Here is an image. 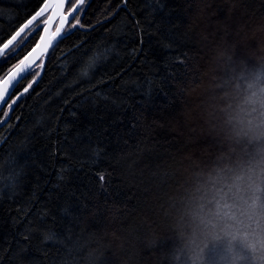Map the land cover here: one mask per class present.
Here are the masks:
<instances>
[{"label": "trees", "instance_id": "16d2710c", "mask_svg": "<svg viewBox=\"0 0 264 264\" xmlns=\"http://www.w3.org/2000/svg\"><path fill=\"white\" fill-rule=\"evenodd\" d=\"M43 2L0 0V40ZM77 16L0 126V264H264V55L237 34L264 27V0H86Z\"/></svg>", "mask_w": 264, "mask_h": 264}, {"label": "snow or ice", "instance_id": "6c2138e0", "mask_svg": "<svg viewBox=\"0 0 264 264\" xmlns=\"http://www.w3.org/2000/svg\"><path fill=\"white\" fill-rule=\"evenodd\" d=\"M68 2L69 0H56V2L53 4L51 0H44L42 6L35 13V15L31 17V19L20 25L7 38L0 40V62L6 63L7 58L10 55H14L16 53V49L20 44L23 43V38L27 31L30 30L34 22L43 16L49 9H54L58 14H60L61 27H57L54 33H48L47 35L41 37L42 47L41 45L37 46L40 49V53L46 51L47 48L51 46L53 40L60 35L63 24L67 21L69 16H71L75 21V23L72 24V27H76V25L79 24V19L77 15H74V13H77L78 8L83 4L84 0H74L65 14L63 13V9ZM45 23H47V21ZM45 31L47 32V29H45ZM38 55L37 49H33L31 53L26 55L23 59L19 60L16 64L9 68L5 73L0 75V103L5 102L6 97L9 99L11 98V95L13 94L11 90L14 89L15 84L20 79L26 78L23 74L28 73L33 67ZM37 67H39V65H37ZM28 87H31V85L29 84ZM28 87L24 89L25 92H27ZM13 103H15V100H12L11 103H8L7 107L11 109ZM7 115L8 113L5 112L4 116L6 117ZM100 179L103 180V176H100ZM48 238L51 239V237Z\"/></svg>", "mask_w": 264, "mask_h": 264}, {"label": "bare ground", "instance_id": "6f19581e", "mask_svg": "<svg viewBox=\"0 0 264 264\" xmlns=\"http://www.w3.org/2000/svg\"><path fill=\"white\" fill-rule=\"evenodd\" d=\"M85 3V2H84ZM83 6V5H82ZM39 10V9H38ZM37 10V11H38ZM36 11V12H37ZM35 12V13H36ZM51 12L52 11H50L49 13H47V14H45L44 16H42L36 23H38L39 21H43V23H44V28H45V25H46V21H47V18L50 16V14H51ZM35 13L33 14V15H35ZM79 13V12H78ZM77 13V14H78ZM76 14V15H77ZM32 15V16H33ZM31 16V17H32ZM30 17V18H31ZM30 18H28L27 20H29ZM26 20V21H27ZM71 20H72V18L68 21V23L66 24V26H65V28L63 29V32H64V35H66L67 33H68V31H70V27H71ZM25 21V22H26ZM24 22V23H25ZM23 23V24H24ZM35 23V24H36ZM34 24V25H35ZM33 25V26H34ZM32 26V27H33ZM44 28H43V31H44ZM57 28V24L54 26V28H53V32H54V30ZM29 31V30H28ZM27 31V32H28ZM43 31H42V33H43ZM41 37H42V34H41V36H40V39H41ZM63 37V36H62ZM61 38V37H60ZM59 38V39H60ZM40 39H39V41H40ZM58 39V40H59ZM57 40V41H58ZM39 41L27 52V54L26 55H28L29 53H31L32 52V50L33 49H35L38 45H39ZM56 41V42H57ZM56 42H55V44H56ZM54 44V45H55ZM53 45V46H54ZM52 46V47H53ZM51 47V48H52ZM51 48H49V50L47 51V53L45 52V54H43V56H41L38 60H37V62L33 65V67L29 70V72L28 73H30V72H32V71H34V70H37V72L35 73V75L31 78V80H30V82H29V84L31 85V87H28V85L26 86V87H28V90H27V92L32 88V86L35 84V83H37V82H39V80L41 79V77L43 76V74H44V71H45V67H46V63H45V66H44V70H43V73H42V76H41V70H42V61H43V57L44 56H46L47 57V59H48V54H49V51L51 50ZM253 50L252 51H250V52H247L246 51V49L247 48H242L241 49V51H240V54L241 55H246L247 53H249L248 55H251L252 54V59H255V58H260L262 55H264V43H262V44H258V45H254L253 46ZM230 53H233L232 51H230ZM235 54H237V52H235ZM25 55V56H26ZM24 56V57H25ZM23 57V58H24ZM22 58V59H23ZM47 59H46V62H47ZM1 64V63H0ZM37 65H39V67H37ZM6 72V70H4V71H1L0 70V75H2L3 73H5ZM27 73V74H28ZM37 73H38V75H37ZM26 74V75H27ZM41 76V77H40ZM21 80H23V79H20L16 84H15V87H14V89H12L11 90V92L13 93L12 95H11V98L10 99H8V101L6 102V104H5V106L0 110V113H1V111L3 110V109H5L6 111L5 112H7L8 113V115L5 117H3L1 120H0V126H3V125H5L8 121H9V119H10V116H11V114L13 113V111H14V108H15V106H16V104H17V101L25 94V93H27V92H25L24 91V89L26 88H24L23 90H21V91H19L18 93H15L16 92V87H17V85L21 82ZM15 99H17L16 100V102L15 103H13L12 104V107H11V109H9L8 107H7V104L8 103H11L12 102V100H15ZM214 115V114H213ZM8 118V119H7ZM7 119V120H6ZM209 121H210V119L209 120H207V124L209 125L208 126V129H209V131L212 133L213 131L211 130L212 129V127H210V123H211V126H214V121L213 120H211L210 121V123H209ZM0 145H1V143H0ZM207 165H208V162H206V163H201V171H199L198 173H199V175H201L202 173H203V170L204 169H206V167H207ZM210 167V166H209ZM204 168V169H203ZM202 176V175H201ZM202 178V177H201ZM188 243H185L184 245L186 246ZM198 247V246H197ZM182 250H184V249H181V251Z\"/></svg>", "mask_w": 264, "mask_h": 264}, {"label": "water", "instance_id": "95a60500", "mask_svg": "<svg viewBox=\"0 0 264 264\" xmlns=\"http://www.w3.org/2000/svg\"><path fill=\"white\" fill-rule=\"evenodd\" d=\"M69 1H70V0H69ZM85 1H86V0H84V2H85ZM51 2L54 4V3L56 2V0H51ZM84 2H83V4H84ZM68 3H69V2H68ZM68 3H66L65 8L63 9V13H65V14L67 13V10H66V9H67V5H68ZM83 4H82V5H83ZM82 5L78 8L77 13L80 11ZM50 11H52V12H51L50 16L47 18V23H46V25H45L44 31H43V33H42V36H45V35H47L48 33H54L56 29H55L54 32H53V28H54V26H55L56 24H57V27H61V18H60V14H58L54 9H49L48 11L45 12V14L49 13ZM77 13H74V15H76ZM45 14H44V15H45ZM44 15H43V16H44ZM41 17H42V16H41ZM41 17H40V18H41ZM40 18H38V20H39ZM71 18H72L71 16L68 17L67 21L63 24V27H62V30H61L60 35L57 36V37L53 40L51 46L48 47L46 51H44L43 53H40V49H39L38 47L35 48V49H37V53L39 54V55H38V58L36 59V62H37V60H38L41 56H43V54H45V52L47 53V51L49 50V48H51V47L55 44V42H56L60 37H62V36L64 35L63 29L65 28L66 24L68 23V21H69ZM30 19H31V18H30ZM38 20H37V21H38ZM37 21H35L34 24H35ZM34 24H33V25H34ZM45 29H47V32L45 31ZM39 45H41V47H42L41 39H40V41H39ZM46 59H47V57L44 56V57H43V61H42L41 76H42V73H43V70H44V66H45V63H46ZM36 62H35V63H36ZM26 74H27V73H26ZM26 74H23V75L25 76ZM41 76H40V77H41ZM8 99H9V98L6 97V98H5V102L0 103V110L5 106V104H6V102L8 101ZM16 100H17V99H15V102H16ZM7 119H8V118H7ZM7 119H6V120H7Z\"/></svg>", "mask_w": 264, "mask_h": 264}, {"label": "rangeland", "instance_id": "374dc122", "mask_svg": "<svg viewBox=\"0 0 264 264\" xmlns=\"http://www.w3.org/2000/svg\"><path fill=\"white\" fill-rule=\"evenodd\" d=\"M81 10V9H80ZM260 33H264V27L263 26H254L253 28H249V27H246L244 28L241 32H238L237 34H240V36L242 38H244L245 40H247V42L254 46V45H258V44H262L264 43V34L261 35ZM243 34V36H242ZM239 36V35H238ZM245 43V42H243ZM243 43H241V45H243ZM224 48H221V49H217L215 51V57H216V61H218L220 59V57L222 55H219L220 53L222 54ZM205 93V92H204ZM202 101V100H201ZM203 107V105H202ZM207 107V106H206ZM205 107V109H207ZM203 109V108H202ZM206 122V121H205ZM207 127L206 123L203 122L202 126H203V129H206L205 127ZM208 128V127H207Z\"/></svg>", "mask_w": 264, "mask_h": 264}]
</instances>
